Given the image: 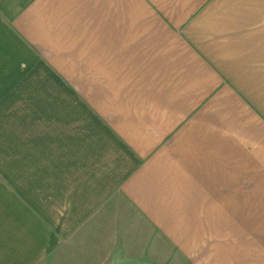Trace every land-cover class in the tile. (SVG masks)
<instances>
[{
  "label": "crops",
  "instance_id": "crops-1",
  "mask_svg": "<svg viewBox=\"0 0 264 264\" xmlns=\"http://www.w3.org/2000/svg\"><path fill=\"white\" fill-rule=\"evenodd\" d=\"M0 264H264V0H0Z\"/></svg>",
  "mask_w": 264,
  "mask_h": 264
}]
</instances>
